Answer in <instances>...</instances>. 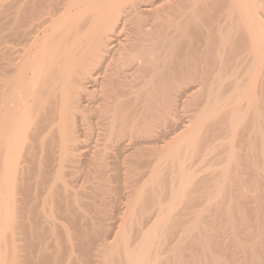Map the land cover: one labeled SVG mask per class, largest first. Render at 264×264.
<instances>
[{"label":"bare ground","instance_id":"obj_1","mask_svg":"<svg viewBox=\"0 0 264 264\" xmlns=\"http://www.w3.org/2000/svg\"><path fill=\"white\" fill-rule=\"evenodd\" d=\"M0 264H264V0H0Z\"/></svg>","mask_w":264,"mask_h":264},{"label":"rangeland","instance_id":"obj_2","mask_svg":"<svg viewBox=\"0 0 264 264\" xmlns=\"http://www.w3.org/2000/svg\"><path fill=\"white\" fill-rule=\"evenodd\" d=\"M116 215H118V214H116ZM115 217H117V219H118V216H115ZM117 219L115 218V219H113V220L116 221ZM113 220H112V222H114ZM117 221H118V220H117ZM115 223H116V222H115ZM117 225H119L118 222H117V224H113L114 227H115V226L118 227ZM115 231H117V228L115 229Z\"/></svg>","mask_w":264,"mask_h":264}]
</instances>
